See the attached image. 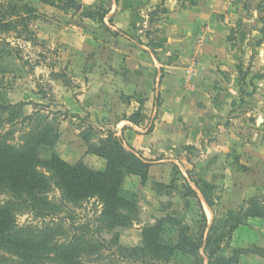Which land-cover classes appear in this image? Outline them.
Returning <instances> with one entry per match:
<instances>
[{"label":"rangeland","instance_id":"rangeland-1","mask_svg":"<svg viewBox=\"0 0 264 264\" xmlns=\"http://www.w3.org/2000/svg\"><path fill=\"white\" fill-rule=\"evenodd\" d=\"M196 1L174 0V6L179 10L189 9ZM25 3L24 0H0V10L9 4L16 5L22 9L21 15L32 18L29 11L35 10ZM209 4L210 27H213L209 30L205 26L203 31H210L213 38L207 58L203 61L200 58L198 41L190 57L186 55L184 59L178 55L173 59V54L166 65L179 63L174 83L179 93L200 86V80L206 79L199 77L198 71L202 68L212 87L207 99H224L234 104L209 111L214 116H205L202 131L194 138L187 136L191 129L188 116L192 117L193 110L188 106L179 110L174 122L175 134L170 139L133 141L129 138L132 132L129 129H123L125 136L123 130L121 134L109 130L116 134L125 150L141 159L142 166H148L141 169V173L146 171L144 182L129 176L123 179L120 196L133 209L128 215L131 220L128 225L109 227L100 216L101 206L94 200L62 203L60 192L51 186L44 196L50 205L27 199L34 203L33 209L21 204L10 208L13 221L9 230L30 243L17 246L18 238L11 235L9 244H0V264H206L205 241L221 227L230 212H236L250 199L261 201L264 207V38L261 35L264 0H210ZM244 5L247 10L243 9ZM148 20L147 16L133 30L135 43L145 36ZM215 24L221 30L214 29ZM32 28L29 26L31 32ZM26 37L23 27L14 25L10 19L0 23V104L16 105L23 101L22 109L16 111L25 115L38 112V118L45 117L53 127L58 125V129L61 123L62 136L77 127L82 136L89 138L91 147L102 149L104 146L98 141L106 132L90 130L86 116L73 120L53 91L51 66L54 71L59 70L57 58L61 46L48 45L39 38L36 45H31ZM98 37L105 41L106 35L99 32ZM258 42L261 44L256 47ZM239 67L244 80L237 72ZM165 74L162 68L158 80ZM135 79L130 76L129 81L134 83ZM116 80L120 81L118 75L111 81ZM41 93L45 94V101L37 104L36 95L42 98ZM167 110L175 111L172 107ZM9 113L10 110L0 111V142L15 147L34 123H21V118L14 119ZM140 129L149 131L151 124ZM66 139L55 145L58 153L65 148ZM46 156L45 150L39 152L41 160ZM81 162L92 168L98 166L94 158ZM38 170L48 174L45 168L38 167ZM1 186L5 185L0 182V207L12 200L21 203L10 188ZM202 191L208 194L211 208L203 202ZM51 206L54 209H49ZM146 229L153 233L147 244L140 235V230ZM252 230L255 237L244 232L224 241L219 256L224 260L237 257V264H264L261 253L256 251L264 250V233L256 226ZM186 239L194 245L201 244L194 256L182 252L185 247L182 241ZM157 245L163 249L159 250ZM118 246L128 250L141 248V251L122 252ZM236 250L243 253L237 255ZM29 255L37 260L30 261Z\"/></svg>","mask_w":264,"mask_h":264},{"label":"crops","instance_id":"crops-1","mask_svg":"<svg viewBox=\"0 0 264 264\" xmlns=\"http://www.w3.org/2000/svg\"><path fill=\"white\" fill-rule=\"evenodd\" d=\"M73 1L78 9L62 11L41 0H24L25 4L36 11V19L31 24L35 37L48 45L61 46L57 68L66 71L73 85L66 88L61 81H52L51 84L67 114L86 116L89 125L103 132L112 130L121 134L126 128L129 133L132 131L129 138L133 141H149L173 138L179 110L185 106L193 108L190 112L192 117L188 116L191 129L187 136L194 138L201 133L207 114L214 116L211 112L234 104L224 99H207L212 87H209L207 72L202 68L198 71L199 77L206 79L200 80V86L179 93L180 90L174 87L179 63L176 61L166 65L173 54V59L178 55L184 59L190 57L189 53L198 41L201 47L200 58L202 61L207 58L213 37L210 31H203V28L206 26L210 30L213 27H210V0H197L191 8L181 10L175 8L174 0H111L104 18V25L109 30L105 41L99 40L100 30L90 19L82 16L80 9L109 0ZM161 4L167 9V14L156 18V22L151 24L146 31L149 33L148 38L141 37L140 42L135 43V27H139L149 12ZM214 29L221 30L217 24ZM117 32L126 36H115ZM182 59L180 57V62ZM162 68L166 74L158 80L157 75ZM59 70L54 72L58 73ZM117 75L120 81L112 83L113 76ZM130 76L136 77L134 83L129 81ZM139 94L140 97H137ZM193 95L196 97L194 100ZM36 98L37 104L45 101V98H38L37 95ZM171 107L175 111L167 110ZM133 115H136V119L130 120ZM171 118H175V121ZM146 124H151V130L142 131L141 126ZM61 125L59 123L58 142L67 137V144L61 153L42 147L39 152H47L45 160H49L55 153L64 163L74 166L85 159L94 158L97 168L86 166L93 170L103 169L105 163L102 159L87 155L80 129L70 128L69 135L62 136ZM122 133L124 135L125 130ZM128 176L137 178L141 183L139 177ZM252 226L264 233V219H247L245 226L233 232L231 240L244 232L255 237Z\"/></svg>","mask_w":264,"mask_h":264},{"label":"trees","instance_id":"trees-1","mask_svg":"<svg viewBox=\"0 0 264 264\" xmlns=\"http://www.w3.org/2000/svg\"><path fill=\"white\" fill-rule=\"evenodd\" d=\"M41 1L62 11L78 9L77 4L73 0L66 2H62L61 0ZM110 1L106 3L99 2L80 9L82 16L90 19L100 32L105 35L109 33V30L104 25V18L107 14V5L111 3ZM20 8L9 4L5 10H0V23L10 19L14 25H21L27 34L25 40L31 43V45H36L38 43L37 39L29 29V26L36 19V11H29V14L33 15L31 18L28 17L29 15H21L20 10L22 9ZM247 8L246 5L243 6L244 10H247ZM165 14H167V9L163 4L155 7L148 15V26L150 27L151 24L155 23L158 16ZM114 35L126 36V34L121 32H117ZM261 35L264 38V32H261ZM148 36L149 33L146 32L145 37L148 38ZM260 44L261 42H258L255 46L258 47ZM237 72L241 76V80H244L245 75L242 73L240 67L237 68ZM50 78L52 81H61L66 88L71 87V79L65 70L55 73L54 66H51ZM41 96L45 98L44 93H41ZM22 105L23 103L7 106L0 104V111L10 110L9 116H13L14 119L21 118V123H34L30 132L23 137L22 142L18 146L12 147L0 142V182L10 188L12 193L16 195V199H20L21 201V203H18L12 200L7 202L4 207H0V239L3 238L4 240L0 241V244H3V242L9 244L11 235L18 238L17 232L9 230V226H11L13 221L10 208L21 204L33 209L34 203L28 202L27 199L41 201L44 203V206L50 205L44 199V196L46 192H49L51 186L60 192L62 203L69 201L70 203L78 204L94 200L98 206H101L100 216L106 225L112 228L115 226L126 227L131 221L128 215L130 216L133 209L130 206V202L120 196L123 179L128 175H132L139 177L144 182L146 180V171L141 173V169L144 168L145 170L148 166H142L141 159L135 153L125 150L121 145L120 139L112 132H106L103 135L105 136L104 138L100 136L98 142L103 144L104 147L102 149L91 147L89 145V138L81 135L82 140L86 144L87 155L98 157L104 161V168L101 170L90 169L82 162L70 166L60 160L55 153L52 154L49 160H41L39 158V150L42 147L53 150L58 143V125L53 127L45 117H41L42 119L38 118V112L25 115L21 111H16V109H22ZM14 110L16 113L12 112ZM72 118H76V116ZM135 119L136 115L130 117V120ZM89 127L90 130L93 129L91 125ZM99 134L102 135L101 133ZM38 167L45 168L48 174L41 173ZM5 186L1 187L6 188ZM23 196L24 199H22ZM201 197L205 205L211 208L212 203L208 194L202 191ZM260 202L251 199L244 201L243 205L236 212L233 211L228 214V217L222 222L221 227L217 231H214V235L210 234L207 237L204 244V249L207 250L206 264H237V257L224 260L219 256L221 245L224 241L230 240L233 232L239 227L245 226L247 219H264V207H262ZM49 209H54V206L49 207ZM126 213L127 215H125ZM5 228H8L7 232ZM152 234V231L148 229L141 232L142 240H146L145 244H147ZM18 241L15 245L20 247H22L21 245L30 243L24 241L22 238H18ZM182 242V246H185L182 248V252L193 256L201 246V244L194 245L187 239ZM187 247L189 249H186ZM157 248L159 250L163 249L158 245ZM118 249L128 253L141 251V248L128 250L120 246H118ZM256 251L261 253V257L264 259V250L257 249ZM240 253L243 252L240 250L235 251L237 255H240ZM28 259L30 261L37 260L31 255L28 256Z\"/></svg>","mask_w":264,"mask_h":264}]
</instances>
